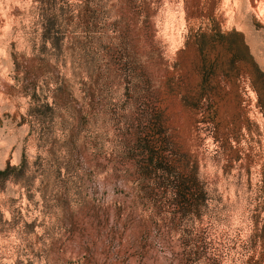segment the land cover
Wrapping results in <instances>:
<instances>
[{
    "label": "rangeland",
    "instance_id": "374dc122",
    "mask_svg": "<svg viewBox=\"0 0 264 264\" xmlns=\"http://www.w3.org/2000/svg\"><path fill=\"white\" fill-rule=\"evenodd\" d=\"M0 264H264V0H0Z\"/></svg>",
    "mask_w": 264,
    "mask_h": 264
}]
</instances>
